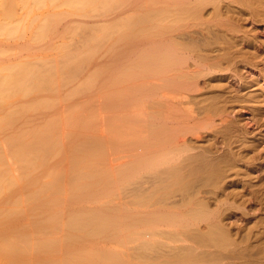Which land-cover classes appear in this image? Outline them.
Wrapping results in <instances>:
<instances>
[{"label":"bare ground","instance_id":"1","mask_svg":"<svg viewBox=\"0 0 264 264\" xmlns=\"http://www.w3.org/2000/svg\"><path fill=\"white\" fill-rule=\"evenodd\" d=\"M31 6L42 10L25 22ZM0 7V33L30 31L19 44L30 53L0 74V107L27 98L4 107L3 127L28 110L55 109L62 86L107 46L112 65L93 67L70 92L103 86L114 114L137 111L116 118L111 110L118 124L108 142L85 132L92 121L76 115L82 106H73L81 120L58 115L75 131L67 144L57 115L43 111L60 126L42 111L48 119L33 129L11 122L21 128L3 139L15 160L4 161L6 146L0 151L7 197L0 202L13 203L0 208V264H264V0H0ZM70 16L118 22L80 29ZM77 28L87 34L81 47L61 42L53 60L30 51ZM140 34L143 42H134ZM107 144L129 156L108 166ZM61 152L72 164L67 175L49 158L59 154L58 163ZM126 183L134 185L132 205L111 203ZM104 198L111 204L98 205ZM64 219L69 230L54 237ZM129 239L141 241L140 259L101 246Z\"/></svg>","mask_w":264,"mask_h":264},{"label":"rangeland","instance_id":"2","mask_svg":"<svg viewBox=\"0 0 264 264\" xmlns=\"http://www.w3.org/2000/svg\"><path fill=\"white\" fill-rule=\"evenodd\" d=\"M29 3H30V1H29ZM1 8V7H0ZM41 8H38V7H36V6H31L30 8H24V11H27V17H26V20H25V22H27L28 20H29V18L32 16V15H34V14H37V13H40L41 12ZM130 12V11H129ZM131 13H132V11H131ZM134 13V12H133ZM128 14V13H127ZM125 15V14H124ZM123 16V15H122ZM121 16V17H122ZM114 16H110V17H108V18H94V17H77V16H70L69 18H68V21H70V23L69 24H73V22H80L81 23V25H80V27L82 26V25H84L85 26V29L88 27H90L91 25H95V24H97V25H95V26H101L100 24H109V26H111V25H115V24H117V22L115 23V21H114V18H113ZM123 18V17H122ZM120 19V18H119ZM116 20H117V17H116ZM112 21H114V22H112ZM72 22V23H71ZM79 27V28H80ZM113 27V26H112ZM79 28H77L76 29V31H75V33H73V32H71V31H66V32H68V33H66L65 32V34H64V37H63V39H61V38H58V37H54V38H52L51 40H50V44H46L44 47L43 46H41L42 44L40 43V44H37V46H39V47H37L35 50L33 49V50H30L31 52H37L40 56H45V58H46V56H48L49 58L51 57V59H52V56H53V59H55V58H57V57H54V56H56V55H58V50L56 49V47L55 46H57L58 44H61V42H64L65 43V45L67 44L68 46H69V49H73V47L75 48V47H81L82 46V43H83V41H84V39L85 38H82V35L84 36V34L85 33H79L80 32V29H82V27L79 29ZM79 29V30H78ZM83 32L85 31L84 30V28H83V30H82ZM86 32H88V29L86 30ZM71 33V34H70ZM29 34H30V31H29V29H25L22 33L21 32H18L17 30L14 32V33H0V74H2V73H4L6 70H5V67H7L9 64H11L12 62H14V61H16V60H21V59H23V58H25L26 56L25 55H27V53H30V52H25V51H22L21 52V47H20V45L19 44H21V43H23V42H25L27 39H28V37H29ZM80 34H82V35H80ZM87 34H85V36H86ZM84 36V37H85ZM137 37H135L136 39H134L133 41L134 42H143L142 41V39L141 38H139V37H141L142 35L140 34V35H136ZM140 40H139V39ZM136 40V41H135ZM112 41V40H111ZM48 45V46H47ZM114 45V44H113ZM108 48V46L107 47H103L102 48V50L101 51H99L98 52V54L99 55H97V58H96V60H95V62L92 64V65H90V66H88V67H86V69L84 70L85 72H82L81 74H80V76H79V78H77V81H74V82H72V83H70V84H66L65 86H62V88H61V90L58 92V94H57V96H55L56 98H54V100L55 99H59L58 100V104L56 105L57 107H54L55 109H53L52 108V106H51V108H52V111H51V109H49L48 111H46L47 109H45V108H43V109H45V110H40V109H42L41 107H40V109L39 108H37V110H30V112H29V110L27 111V115H25V114H21V116L19 115L17 118H15L14 117V119H17L16 121L14 120V122H16L15 124H17L18 123V125H20L21 127L23 126L24 128H28V130L29 129H33L34 127H37V126H40L39 124H42V121H45V119H50V120H52L51 118H53V119H56L55 118V115H57V120H60L58 117V115L59 114H61L64 118L66 117H68V115H73V113L74 114H76L75 113V111L77 112V114L76 115H79V113H81L82 115H84V117L85 118H87V120L89 119L90 120V122L92 121V127H90V131H85V132H88L87 134L89 135V134H93V135H97V136H99L100 138H104L105 140H107L106 142H108V140H111V138H113V136H111V138H110V135L112 134V132H114V131H110V130H114V128L113 127H111L110 125H112L111 123H112V121L114 122V124L116 125V124H118V120L116 119L117 117H118V115L120 116V115H123V114H129L130 112H129V110L130 111H133V110H135L134 112H137L136 111V109L135 108H133V110H131V109H128L127 107H125L124 109L127 111V112H125L124 111V113L123 112H121V111H117V112H115V113H118V114H114V111L115 110H113V106L111 107V104L109 103V105H107L106 103H104V102H107V100H104L103 98H105L104 96L107 94L108 95V93L109 92H107L108 90H107V88H105V87H100L99 89H96V90H93L91 93H88L86 96L84 95V94H81L80 93V95H79V93H77V94H75V93H73V92H70V91H72L73 89V87H75L77 84H79L80 83V81L82 80V79H84V78H86V76L88 75V74H86L87 73V71H91V69L93 68V67H95V66H99V67H101L102 65H106V68H108V67H110L111 65H112V63L110 62V60L113 58H111L110 59V56H113V52H111L112 54H109L110 53V51H112L110 48L108 49V50H110L109 52H107V49ZM103 49H105L104 51H103ZM47 57V58H48ZM52 59V60H53ZM110 59V60H109ZM101 65V66H100ZM107 65H108V67H107ZM110 65V66H109ZM4 68V69H3ZM105 69V66H103V67H101V69ZM82 75V76H81ZM101 81V80H100ZM104 86H105V84H104ZM72 89V90H71ZM107 92V93H106ZM44 93V92H43ZM69 93L70 94H73V95H69ZM106 93V94H105ZM107 95H106V97H107ZM58 96H60V97H58ZM108 98V97H107ZM106 99V98H105ZM109 100H110V98H109ZM11 101V102H10ZM10 101H8V102H10L9 104L7 103V105L8 106H6L5 104V106L4 107H6L7 109H9L8 107H11V103H13L14 105H15V107H16V109L20 106V104H21V101L22 102H25V101H27V98L26 97H20V98H17V97H15L14 99H12V100H10ZM57 102V101H56ZM18 103H20V104H18ZM55 102L53 101V104H54ZM108 103V102H107ZM16 104H18L17 106H16ZM23 104V103H22ZM106 104V105H105ZM141 104V103H140ZM14 105H12V107H13V109H15V107H14ZM86 105V106H85ZM144 105V104H143ZM143 105H141V107L143 108ZM73 106H82V110H84V112L81 110V108L79 107V109H77L78 107H76V109H75V111H74V107ZM85 106V108H83ZM139 105H137V107H138ZM4 107H3V105L0 107V108H2V109H0V119H1V117H3L4 116V118H5V115H7L6 113L9 111V110H12V108H10L7 112H6V110H4ZM87 107V108H86ZM112 108V109H110V110H108L107 108ZM133 107V106H132ZM132 107H130V108H132ZM136 107V108H137ZM140 107V106H139ZM127 108V109H126ZM73 110V111H72ZM113 111V116L115 115V117L116 118H113L112 117V114H111V112ZM122 111H123V109H121ZM138 110V112L140 113V110H142V109H140L139 110V108L137 109ZM40 111H42V113H45V112H43V111H46L47 113H49V115L51 116V118L50 117H48L49 115L47 114V113H45L46 115V117H48V118H46L45 116H44V114H42ZM78 111H79V113H78ZM5 113V114H4ZM25 113V112H24ZM87 113V114H86ZM120 113V114H119ZM123 113V114H122ZM80 114V115H81ZM60 115V116H61ZM81 115V117L80 116H77V117H79L80 118V120H81V118H83V116ZM23 116V117H22ZM53 116V117H52ZM20 117H22V118H20ZM45 117V118H44ZM63 117H62V122L60 121H58L60 124H63V125H61V127H58V126H60L59 125V123H56L57 121L56 120H52V121H55V123H54V126L56 125V124H58V126H56V127H58L59 128V130L60 129H62L61 131H63L62 133H64V136L62 135V139H61V134H60V132H59V130H57L58 132H59V134L60 135H57V136H60L59 138L62 140V142H64L65 140H67L68 138V143L71 141V139L70 138H72L73 136H71L70 137V129H71V126H69L70 124L69 123H67V121H66V123H63L64 121L63 120H67V119H69V121L68 122H70L71 120H70V118H67V119H63ZM72 118L73 117H76V116H71ZM75 118V119H78V118ZM4 118H2V119H4ZM20 118V119H19ZM24 118V119H23ZM84 118V119H85ZM25 121V123L22 121ZM27 120V122L28 123H26V120ZM83 119V120H84ZM5 120V123L7 124H5L4 123V125H6L5 127H3V120H2V122L0 123V137H2V140H1V138H0V141H2V143L0 142V151H2V150H4L3 148L6 146V148H7V144H8V146H10V142H5V141H7L6 139H9L10 141H11V138H12V136H13V133H15V131H18L16 128H19V127H17L16 125L15 126H13L14 125V122L13 121H10V124L12 125V123L11 122H13V127L12 126H10V124L9 123H7V122H9V121H7L6 119H4ZM19 120L21 121V123L19 122ZM117 120V121H116ZM47 121V120H46ZM49 121V120H48ZM115 121H116V123H115ZM73 122V120L71 121V123ZM22 123H24L25 124V126L24 125H22ZM28 125V127H26L27 125ZM73 125V124H72ZM7 126H10V127H12V128H10V127H7ZM74 126V125H73ZM15 127V128H14ZM20 127V128H21ZM110 127L112 128V129H110ZM14 128V129H13ZM19 128V129H20ZM24 128H22V129H24ZM84 128V127H83ZM11 129L12 130H15L13 133L11 132ZM81 129V128H80ZM26 130V129H25ZM35 130V129H34ZM71 130H73L74 131V128L73 129H71ZM78 130V132H79V129H77ZM85 130V129H84ZM84 130H81L79 133L81 134ZM87 130H88V128H87ZM56 131V132H57ZM69 131V132H68ZM73 131H71V133H72V135H76V133L75 134H73ZM68 132V133H67ZM75 132V131H74ZM77 132V133H78ZM84 132V133H85ZM10 133V134H9ZM84 133H82V135L81 136H83V134ZM115 133V132H114ZM12 134V135H11ZM87 135V136H88ZM113 135V134H112ZM7 136L8 137H10V138H7ZM65 136H68L67 137V139H65ZM86 136V134L83 136V137H81V139H82V141L84 140V141H86L85 140V138H87L88 139V137ZM80 137V136H79ZM85 137V138H84ZM108 138H110V139H108ZM3 139L5 140V141H3ZM63 139H65V140H63ZM81 139H79L80 141H81ZM104 139H101V140H103V142H104ZM6 143V144H5ZM65 143L67 144V142L65 141ZM3 144H5V145H3ZM3 145V146H2ZM108 145V144H107ZM3 147V148H2ZM113 147L114 146H109L108 145V149H107V152H108V154H107V152H106V155L108 156H106L107 157V159H106V162L108 163V166H112V165H114L115 163H117V164H119V162L121 163V161H125V159L129 156V152H128V154L126 153V151H122V152H117V151H119V150H117V148H115L116 150V152L113 150ZM9 148V147H8ZM7 148V149H8ZM7 149H5V151H4V154L6 155L7 153V155L6 156H4L6 159H4V161L5 160H10V159H12V161L13 160H15V159H13V158H10L9 159V157H11L10 155V153H9V149H8V152L6 151ZM63 152V151H62ZM62 152H61V154L60 155H62L63 156V154L65 153V152H63V154H62ZM128 155H126V154ZM66 154V153H65ZM55 154H53L52 155V157H49L51 160L50 161H52L51 163L52 164H55V165H52V164H50V167H51V165H52V168H53V170L54 171H62V170H64V171H66L67 172V170H68V172L70 173V171H69V168L72 166V164H69L68 165V162H71V161H68L67 159H68V155L67 156H63L62 158V161H58V163L57 162H54V161H56V159H59V154L57 155H55ZM54 156V157H53ZM64 157H66V158H64ZM49 160V159H48ZM6 162H8V163H10L11 161H6ZM6 162H5V164H6ZM105 162V161H104ZM12 164H11V166L13 165L14 167H15V169L17 170L18 168H17V166L18 165H16V161H15V165L13 164V162H11ZM107 163H104V164H107ZM116 164V165H117ZM7 166H8V164H6ZM71 165V166H70ZM10 166V165H9ZM12 166V167H13ZM69 166V167H68ZM115 166V165H114ZM13 167V168H14ZM50 167H48L49 169H50ZM68 167V168H67ZM107 167V166H106ZM67 168V170H65ZM51 170V169H50ZM52 170V171H53ZM20 170H18V171H13L14 173H15V175L16 174H19V173H17V172H19ZM66 172H64L63 173V171H62V173L63 174H66ZM68 172H67V174H68ZM13 173V174H14ZM66 174V175H67ZM65 175V176H66ZM67 177V176H66ZM137 178H135V180H136ZM64 180H66V179H64ZM69 183H67V184H65V189L69 186V189H68V192H67V189L65 190L64 188H63V193H65V191H66V195L64 194V198L66 197V198H68V194H70V192L71 191H69L71 188H70V184L68 185ZM126 184H129V183H126ZM125 184V185H126ZM124 185V187H120L121 189L119 190L118 189V193H116L117 195H116V197H114L113 198V200H112V197H111V199H110V201H113V202H111V203H114V202H119L120 201V203H125V204H127V205H129L130 203L129 202H131V200H133L132 198L136 195V194H133L134 196H132L131 194H132V192L130 191L131 189L130 188H132V187H134V185L131 187L130 185L131 184H129V185H127V186H125ZM67 186V187H66ZM122 188H124V190H122ZM133 189V188H132ZM29 190V189H28ZM28 190H24V192L25 191H28ZM22 191L23 190H21V194H22ZM122 191V192H121ZM120 192V193H119ZM21 194H17L16 196H18V195H20L21 197H23L24 196V194L23 195H21ZM119 194V195H118ZM26 195V194H25ZM1 197L3 196V194L2 195H0ZM11 196H13V195H11ZM19 196V197H20ZM0 197V198H1ZM19 197H17V198H19ZM26 196H24L23 197V199L22 198H19V200L20 199H22V201L24 200L25 201V198ZM5 197L3 196L2 197V201H3V199H4ZM16 197H14V199H17ZM5 199H7V197L5 198ZM4 199V200H5ZM12 198H9V200H11ZM13 199V200H14ZM105 199V200H104ZM104 199H101V200H99V201H101V202H98V205H99V203L100 204H108V205H110L111 203L109 202V199L108 198H104ZM115 199V200H114ZM9 200H7V203L6 204H4L5 203V201H1L3 204L2 205H4L3 207H0L1 209H3L4 207H5V205H6V207L8 208V207H10V206H8V205H12L13 203H12V201H9ZM18 200V199H17ZM18 200V201H19ZM107 200V201H106ZM11 202L12 204H10L9 202ZM23 201V203L25 204V205H27V203H25ZM0 202V203H1ZM19 202H21V201H19ZM105 202H107V203H105ZM109 202V203H108ZM23 203L21 202V204L20 205H18V206H23V207H25L24 205H23ZM1 205V204H0ZM16 205V204H15ZM130 205H132V204H130ZM134 205V204H133ZM12 207V206H11ZM17 207V206H16ZM22 207V208H23ZM6 208V209H7ZM19 208V207H18ZM20 209V208H19ZM32 211V210H31ZM28 213H31V212H29V211H27L26 212V215L28 214ZM36 214V212H35V210H34V212H32V214ZM33 214V215H34ZM31 214H29V215H27L29 218L28 219H31V222L32 221H34L33 220V217L34 216H30ZM41 215V214H40ZM39 214H37L36 215V217L38 216L39 218L41 217ZM37 217V219H39ZM44 217V216H43ZM26 222H29V220H27V217H26V219L25 220H21V223H26ZM27 224V223H26ZM61 225H63V226H61ZM60 226H58V230H60L61 229V231H60V234L58 235V233L59 232H57V234H56V231H55V234H54V237L55 236H57L58 238H59V236H62L63 234L62 233H66V231L67 230H69V228H66L67 230L66 231H64L63 232V228H65V219L63 220V223L61 224ZM62 227V228H61ZM68 227V226H67ZM64 233V234H65ZM64 236V235H63ZM61 238V237H60ZM101 243H102V245H101ZM101 243H100V245L101 246H104V247H106V248H112V249H114V250H116V251H118L119 253H121L125 258H127V259H133L135 256H137V254L136 253H139V255L141 256V255H143L142 253L143 252H141V251H143L142 250V246H141V241L140 240H138L137 239V241L136 240H133V241H131V239H129V240H126V241H124V242H122V243H118V242H108V241H106V242H104V241H101ZM104 244V245H103ZM58 252H56V253H54L53 255H55V254H57ZM141 253V254H140ZM57 255H59L60 256V254H57ZM57 255H55V256H52V258L53 257H55V258H53V259H55V260H60V258H57V257H59V256H57ZM140 256H137V258L136 259H140L139 257ZM142 257V256H141ZM131 259V260H132Z\"/></svg>","mask_w":264,"mask_h":264}]
</instances>
